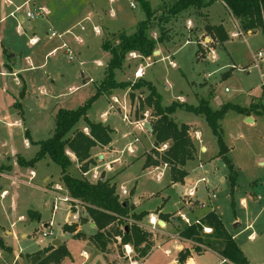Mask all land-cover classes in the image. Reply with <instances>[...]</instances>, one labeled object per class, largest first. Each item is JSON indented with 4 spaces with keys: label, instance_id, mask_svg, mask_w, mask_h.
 Segmentation results:
<instances>
[{
    "label": "rangeland",
    "instance_id": "rangeland-1",
    "mask_svg": "<svg viewBox=\"0 0 264 264\" xmlns=\"http://www.w3.org/2000/svg\"><path fill=\"white\" fill-rule=\"evenodd\" d=\"M63 1L58 0L60 9L67 4ZM67 1H72L74 8L82 12L74 23L91 11L90 0ZM92 1L98 3L99 20L96 24L101 27L100 31L97 30L94 21L87 20L83 24L86 26V31L82 32V43L76 40L77 42L70 46L73 55L64 57V48H62L47 57L46 67L25 73L28 87L19 76V80L23 82L21 89L26 86V94L21 99L24 117L18 115L16 107L8 106L13 103L14 94L18 95L20 92L19 83H16L15 76L10 73L6 76L0 74V165L3 163L17 165L21 154L25 157L34 156L38 149L36 142L47 139L54 132L55 111L60 108L75 109L96 93L110 59V53L102 47L105 35L102 26L105 25L108 27L107 30L113 31L106 33L107 36L112 37L120 30L132 31L140 20L146 18L144 8L136 0ZM149 1L157 12L152 28L147 33L156 38L160 32V17L167 14L168 7L175 0ZM2 2L3 0H0V6ZM132 3L135 6H132ZM11 8L14 6L6 7V13H9ZM209 9L210 22L215 24L223 21L231 36L226 40L224 47L216 43L218 32L211 30L207 25L206 9L190 7L165 23V35L170 39L161 44L162 48L170 51L177 44H183L175 50L174 59L162 54L156 57L152 55L153 57L147 60L142 59L139 53L131 52L127 54L123 67L115 73L119 82L128 80L135 82L139 78H136L134 73L139 65H142L145 78L156 86L162 96L163 105H170L174 101H186L196 106L205 99L215 109L221 106V102L227 101L250 109V113L230 110L219 122L222 136L229 147L227 156L237 171L236 184L232 185L231 171L226 161L216 156L219 152L217 137L206 118L183 108L176 110L175 120L192 124L201 132L200 138L196 140L195 158L187 161L185 165V169L189 171L186 182L173 184L169 169L160 166V169L147 171L141 163L134 164L121 174H117L116 180L120 184H126L127 187L137 185L133 201L139 204V210L147 209L155 212L160 209L166 215H170L173 223L168 226L167 230L170 231H176L179 225H185L182 215L193 222L209 210H216L228 230L235 235L234 238L250 263L264 264V87L262 86L264 58L257 59L258 52H264V32L261 29L252 33L241 31L233 16L219 1L211 4ZM22 12L26 14V8ZM80 24L82 25V23L76 24L73 31L82 30ZM59 30L62 31L60 28ZM206 36L213 39L207 41ZM190 39H198L199 60L196 56L197 43L189 41ZM59 43H61L60 38L54 36L52 40L47 41L46 48L53 49ZM159 48L161 47L158 44L157 50ZM215 88L217 97L209 98L210 92L213 94ZM116 93L120 100L119 113H114L111 109L115 96L102 94L88 108L87 117L92 121L106 123L115 130L114 155L122 157L121 163L128 165L132 159L154 145V135L142 127L137 120L132 119L137 117L141 123L152 119L151 108L145 106L144 109H140L139 106V102L144 100L149 91L147 88L136 90L133 102L126 89L118 88ZM8 109L9 117L5 118L7 112L4 110ZM105 112L107 115H104ZM124 114L128 115L127 120L123 119ZM249 118L252 121H249ZM7 119L12 122L18 121L14 126L8 127ZM19 120L22 130L17 127ZM83 120L76 127L81 126ZM27 130H29L28 136ZM4 142H7V146L2 145ZM15 145L20 149V155L4 154L10 152V146ZM202 145L206 146L207 150H201ZM132 147L135 152L130 150ZM165 147L166 145H163L161 149ZM150 151L146 152V155H149ZM95 159L98 164L100 160L97 157ZM109 161V155L105 160L100 161L102 166L97 173L98 177L95 176V172L85 176L75 163L70 166L69 172L73 176L96 181L105 173L104 169L109 170ZM200 164L202 167H199ZM30 170H35L37 173L32 185L27 184L29 169L19 168L18 175H14V170L9 173V176L19 180L18 185L13 188L8 185L2 186L6 184V179L0 174V238L6 246L11 247L19 255L23 254L20 260L14 259L15 256L10 254L12 251L7 252L0 247V264H32L27 260V254L45 248L54 238L65 241L66 246L68 241L71 256L69 255L62 264H81L84 261L81 252L83 250L90 252L93 248L88 241L75 238L72 232L64 233L65 225L78 231L79 223L73 221L75 211L72 209L73 213L69 212L67 218L68 203L63 200H57L58 208L53 209L56 196L66 195L61 178V166L47 157ZM116 173L117 171L111 174ZM46 177L50 178L47 183L44 182ZM203 177L206 181H202ZM59 186L62 187V192L58 191ZM194 187L196 193L192 196L190 191ZM2 189H8L6 196L1 195ZM213 194L215 197L212 196ZM120 200L125 201L121 197ZM30 210L40 213L41 219L29 221ZM173 217L181 218L179 221H173ZM45 221L53 222L55 233L41 238L43 231L50 230V228L44 230ZM153 223V227L155 226L153 236L150 235L152 230L150 225L143 217L138 224L148 233L146 238L151 244H154V236L159 237L162 234L160 225L156 221ZM112 226L109 228L112 229ZM115 226V229L118 228L116 224ZM83 230L90 234L95 228L90 223H86ZM23 233H27L28 236L23 237ZM253 234L254 239L251 238ZM122 235L123 233H118L117 230L110 231L107 238L111 244L115 243L112 247L115 250L109 251H118L130 264H133L136 259L143 257L142 250H138L140 247L132 244L123 245ZM145 244L143 243L141 247ZM166 249H168L167 245L161 243V247L156 248L143 264L167 263L170 255H167ZM96 256L89 264H100L99 255Z\"/></svg>",
    "mask_w": 264,
    "mask_h": 264
},
{
    "label": "trees",
    "instance_id": "trees-1",
    "mask_svg": "<svg viewBox=\"0 0 264 264\" xmlns=\"http://www.w3.org/2000/svg\"><path fill=\"white\" fill-rule=\"evenodd\" d=\"M141 3L145 10L146 18L140 20L132 29L122 30L112 37L103 38L102 47L110 53V59L105 69V76L97 87L96 93L84 104L75 109L60 108L55 114V129L53 134L47 139L37 142L39 149L31 159L18 157V163L24 167H34L40 160L49 156L54 162L62 168V182L67 188L69 195L78 199L86 207V211L97 227V232L93 239L98 246L105 248L109 239L106 233L107 227L119 223L124 224V230H116L123 233L122 244H132L135 247H141L146 243L142 250V256L149 252L150 245L145 232L137 223L129 224V218L141 220L146 214H130V205L127 201H121L117 194L116 186L110 178H99L96 182H91L86 178L73 176L69 172L73 164L67 151L73 152L83 173L88 172L97 162L93 158L91 150L95 146H106L112 141L113 129L101 122L92 121L87 117V110L92 102L102 94L112 95L118 88H130V99L135 100V92L138 89L147 88L148 95L143 101L139 102L140 109L149 106L152 110V119L150 124L155 136L154 146L151 149L145 166H159L168 164L173 180L180 182L187 176L184 169L187 161L194 159L196 147L190 135V126L175 120L174 113L178 108L194 112L206 118L217 137L219 146L218 156L222 157L231 171L232 185L236 184L237 171L233 163L227 156L228 146L220 129V120L230 110L250 113L251 110L243 108L233 102L227 101L219 108L214 109L210 106L208 100H203L198 105L188 104L186 102L174 101L170 105H163L162 96L156 86L149 80L139 78L137 81H117L115 71L121 69L124 65L127 54L137 52L143 57H150L157 50L158 44L166 39L165 23L175 18L181 12L190 7L203 9L211 5L214 0H175L168 7L167 14L160 17L159 36H149L147 31L152 28L153 19L156 17V9L152 7L149 0H136ZM227 10L236 19L241 31H255L261 29L264 32V0H222ZM211 30L219 34L221 43L228 38L223 26L211 25ZM84 118L89 132L76 128L78 122ZM73 131L72 135H69ZM163 145L167 148L160 150ZM36 211L30 210L29 217L34 219ZM40 219V214H37ZM204 227H209L212 232L206 233ZM64 230L75 232L72 227L64 226ZM80 235L79 233L75 234ZM183 238L192 240L196 243L195 249L200 251V246L215 249L223 258L234 264H249L248 258L238 245L234 236L226 228L221 216L214 210L208 211L203 215L199 222L184 225L180 230ZM216 244V245H215ZM0 247L7 252L12 248L5 245L0 238ZM69 255V250L65 244L55 247L49 245L35 253L28 254L27 257L32 264H61ZM191 255L190 250H182L178 254L180 263H184Z\"/></svg>",
    "mask_w": 264,
    "mask_h": 264
},
{
    "label": "crops",
    "instance_id": "crops-1",
    "mask_svg": "<svg viewBox=\"0 0 264 264\" xmlns=\"http://www.w3.org/2000/svg\"><path fill=\"white\" fill-rule=\"evenodd\" d=\"M216 1L221 2L226 7V5L224 4V2L222 0H214V2H216ZM63 2H65V3L67 2V4H64L65 7L63 9H60L58 7V5H59L58 0H34V1H31V2L29 0H3L2 4H1L2 6H0V74L2 76H6L9 73L14 75L16 83H19V85H20L19 86L20 87L19 94L18 95L14 94L13 103H11L8 106H11V108H12V106L16 107V109L18 110V115H21V117H24V111L22 109L21 99L26 94V86H27L25 73L33 71L34 69L37 70V69H42V68L46 67L47 57H50L51 55L55 54L57 52V50H59V49L64 48V52H63L64 55H65L64 57H68V55H71V54L73 55L74 53H72V50L70 49L71 48L70 46H72L73 43L75 44V42H77V41L79 43H82V41H83L82 32L86 31V26L83 25V24L87 20H92L96 24V22L99 20V15L97 13V7H98V3L97 2L90 0L89 3L91 4V11L86 13L84 17H82L80 20L77 21V23H74V22H75L76 19L79 18V16L82 14V12L81 11L79 12L77 10V8H74V3L72 1L64 0ZM112 2H114V1H112ZM213 3H211V4H213ZM5 6L6 7L14 6V8H11L10 12L6 13V7ZM20 6H21V8L19 10H17V7H20ZM36 6H44V7H46L48 9V11H49L48 14L45 17H41V19L40 18L31 19V18L27 17V13L24 14L22 12V10L25 9V8H26V12H27V11L33 10L34 7H36ZM210 6L211 5H209L208 7L205 8L206 9V14L208 15V16L205 17V19H207V25H209V26H211V25L212 26L213 25H217V26L221 25V26H223L225 31H226V33H227V36H228L227 40H228L231 36L228 33L223 21H220V23H215V24L210 22V20H211L210 19V9H209ZM94 11L96 13H94ZM229 14H230V12H229ZM51 15H53V18H51ZM112 15L114 16L113 10H112ZM233 19H235V18L233 17ZM235 21H236V19H235ZM78 23H82V25L80 24L81 25L80 29H82V30H79L78 32L77 31H73V27L76 24L78 25ZM59 28L62 30L61 32H59L60 31ZM96 28H97L98 31H100L101 27L97 25ZM107 28L108 27L107 26L105 27V25L102 26V29H103V31L105 33L104 37L107 36L106 33L113 32V31L107 30ZM52 31H55L59 35H61V36L56 35V37L60 38L61 43L56 45L53 49H49L48 50V48H46L47 41L48 40H52L54 38V36L51 35ZM252 32H254V31H248V33H252ZM157 35H158V33H157ZM219 37H218V41L216 43H217V45H220V46L224 47L226 41L221 43L220 40H219ZM169 39H170V37L167 36L165 41L159 44L161 48H159V50H158L159 53L158 54H153L155 57L158 56V55L165 54L167 56H170L173 59L175 58V55H174L175 50L180 48V46L183 45V44H180V45L177 44V46L174 47L170 51H169V49L165 50V49L162 48L163 45H161V44L166 43L167 41H169ZM205 39L207 41H210L213 38H210V37L206 36ZM22 41H24V44H22ZM189 41H191V42L194 41V42L197 43L196 56H197V58L199 60L200 47L198 45V39H190ZM187 42H188V40L186 41V43ZM183 43L185 44V41H183ZM172 44H173V42H172ZM11 53L17 54V55L20 56V61H21V68L20 69H15V67H14L15 58H10L9 57V55ZM139 56L142 59L146 58L147 60H150L151 57H153V56L143 57L140 54H139ZM57 61L59 62L60 58ZM173 63L176 64L175 61H173ZM139 68L142 69V72H141L142 74H140V76L137 77L136 74H137V70ZM19 76H21V78H23V81L26 83V86H23L22 89H21V87L23 85L22 84L23 82H21L19 80ZM134 76L136 78H144V79H146L145 78V76H146L145 70H144V67L142 65H139V67L136 69V71L134 73ZM128 81H130V80H128ZM117 90L118 89H116L112 95H110V96L108 95L109 97L115 96V98H116L115 100H117V102H115V100H114L113 104H112V106H115L116 109L113 110L111 108L114 111V113H119V111H120V108H119L120 107L119 106L120 105V100L116 96ZM126 90L129 93L131 91L130 88H126ZM215 94H216V88L213 91V94H211V92H210L208 97L211 98L213 96L214 98H216L217 95H215ZM203 100H205V99H203ZM180 102H182V101H180ZM183 102H186V101H183ZM186 103H188V102H186ZM223 103H225V102H221L220 104L222 105ZM116 104H117V106H116ZM124 108H125V106H124ZM4 111L7 112L5 114V118H8L9 117V113L8 112H10V110L8 109V110H4ZM55 112H57V111H55ZM128 112H129V108H128ZM104 115H107L106 112L104 113ZM132 119L137 120V122L141 125V122H140V120L138 121L137 117H134ZM81 120H83V119H81ZM14 121L15 122H12V121L8 120L6 125L8 127L14 126L15 123L18 120H14ZM145 122L146 121H144L143 124ZM148 122L150 123V121H148ZM18 124L19 125L17 127H19V129L22 130L23 128H22V125L20 123V120H19ZM188 125L190 126V135H191V138H192V140L194 142V145L196 147V152H197L196 140H197V138H200L201 132L198 131L199 129H197L196 126H193L192 124H188ZM76 128H80V129L84 130L87 133L89 132V128L87 127V124H86L85 120H83V123H82L81 126H78ZM146 130L153 134L152 131H150L148 129H146ZM114 131L115 130L113 129L112 141H111L110 144H108L106 146H95L91 150L93 158L95 159L97 157L98 160H100L101 162H102V160H105L106 156H108V155L110 156V161H109L110 167H109V170L108 169H106V170L104 169L103 171H105V173H104L105 175L103 174V175L99 176V178H101L103 176L106 179L107 178L111 179V182L113 184H115V186H116V190H117V194L119 195V198L121 197L122 200H125V201H127L129 203L130 208H131L130 214H136V213H142V212H144L146 214V216H144L143 218L150 225V229H152L151 232H150L151 236H153L155 234V232L153 231V230H155V226L153 227V224H154L153 221H156V223H158L160 225V227H161L160 231L162 232V234L159 235V237L158 236H156V237L154 236L153 237L154 244H151V242L149 241V243H150L149 244L150 245L149 250L150 251L148 252V254L146 256L139 257V259H136L135 260L136 262L134 261L133 264H143V262H146L145 260H147V259H149L151 257V255L154 253L155 249L158 248V247H161V243H162V245L163 244L167 245L168 249H166L165 252L166 253L168 252L167 255H170V256H168L169 258L167 260V263H165V264H175V263H177V264H226V263H232V262L228 261L226 258H223L215 249L206 248V247L201 245L200 246L201 250L197 251L195 249V247L197 246L195 242H193L192 240L183 238L180 235V230H181V228H182V226L184 224L182 226L179 225L177 227L176 231L167 230L169 224L170 223L173 224V223H172V220L170 219V215H166L165 212L161 211L160 209L155 211V212L147 210V209L139 210V208H138L139 204H136L133 201V196H134V194H135V192L137 190V185H131V186L127 187V185L124 184V183L120 184L116 180V178L118 176L117 174H121L123 171L126 170V168H128V167H130V166H132L134 164H138V163L143 164V168L146 169L147 171H151L153 169H160V166H164L165 168L169 169V171H170V168H169V166H165L164 164H161L159 166H145V163H146V160H147V155H146L147 153L146 152L151 150L153 147L151 149H149V150H145L144 153H142L141 155H139V156L135 157L134 159H132V161H130V164L127 163L128 165H125V163L124 164L121 163L122 157L114 155V152H115L114 141H113ZM72 134H73V131H71L70 135H72ZM26 135L27 136L29 135V130L26 131ZM37 142H36V144H37ZM154 142H155V136H154ZM6 143L7 142H4V143H2V145L3 146H7ZM10 148H11L10 152L4 153V154L11 153L10 156L18 155V154L20 155L21 154L20 153V149L16 145L15 146H10ZM38 149H39V145H38ZM38 149H37V151H38ZM201 150L205 151V150H207V147L202 145ZM36 152H35V154H36ZM132 152H135L133 147H132ZM196 152H195V154H196ZM67 153L71 157L72 162L77 165V167L79 168L80 172L83 174V172L80 169V163L78 162V159H77L76 155L73 152H71L70 150H68ZM218 153L216 154V156H218ZM101 156H102V158H101ZM20 157H23V158L28 160V159H31L34 156L32 155L31 157H25L24 155L21 154ZM47 157H49V156H47ZM47 157H45V158H47ZM218 157H220V156H218ZM100 161L98 162V164H96V166H92L89 169L88 172H85L84 175L87 176L91 172L92 173L95 172L96 175L95 174L94 175L97 176V173L100 172L99 168L102 166ZM200 165H199V167H200ZM19 168H26L27 170L29 169V173H28L29 174V180L27 181V184L28 185H32L33 184V181L35 180V178H37L36 171L35 170H30V169H33V167H24V166L20 165L19 163L17 165L3 163V164L0 165V174H3L4 179H6L5 180L6 184H2V186L8 185L9 187L13 188V186L18 185L17 182H19V180L9 176V173L15 171L14 175H18L19 174ZM184 169H185V166H184ZM31 171L35 172V177L33 179L30 178ZM115 171H117L116 174H111L112 172H115ZM187 173L189 174V171H187ZM188 174L184 178L183 181L177 182V181L173 180L172 175H171V171H170L171 181H172L173 184L185 183L186 179L188 178ZM49 179H50L49 177H46L44 179V182H46V183L49 182ZM89 181L96 182V181H92V180H89ZM63 186L65 187V185H63ZM65 190H66V195H69V192H68L66 187H65ZM58 191L62 192V187L61 186H59ZM8 192H9L8 189H2L1 195L6 196L8 194ZM195 193H196V189H195ZM142 198H143V196H142ZM243 203L245 204L244 201H243ZM81 210L82 209L79 210V213H80ZM69 212L71 213V211L70 210L68 211L67 218H69ZM37 214H38V212L36 214H34L35 218L33 220H35V219L38 220L37 219ZM205 214H203V215H205ZM28 215H29V213H28ZM201 217L196 218V220L200 219ZM20 218H23V217H20ZM180 218L181 217H173V221H177V220L179 221ZM28 219H29V221H32V219H30V217ZM40 219H41V215H40ZM78 220L73 218V221L79 223L78 231L76 230L74 233L72 232L73 236L76 233H79L80 237H76V235L74 237L78 238V239H82V240L88 241L92 245V248H93V250H90V252L87 251V250H83L81 252V256L84 259V261L81 264L92 263L93 262V257H97L96 255L100 256V257L98 256V259L100 260V264H130L128 262V260L125 259V257H122L118 253V251H109V250H115V248H112L115 243L111 244V242L109 241L108 244L105 246V248H101V247L98 246V243L93 239L94 235L97 232V227H96L95 223L92 221V219L89 216L85 217L82 214L81 220L79 222H78ZM126 220H128L129 224H132L134 222L137 223V224L140 223V220H135L132 217L129 218V219H126ZM161 221H163L164 223L161 224L160 223ZM45 223H46V221H45ZM86 223H90L91 226L93 228H95V231L90 233V234L86 233V231L83 230L84 229V225ZM184 223L186 225L185 221H184ZM124 224L125 223H122V225L119 224V223H116V225L118 226V228L120 230H124ZM114 227H116V226L113 225L112 229L116 230L117 228L115 229ZM226 228H227V226H226ZM112 229L107 227L106 233L107 232L110 233V231ZM64 233H67V231L64 232ZM231 234L235 237V235L233 233H231ZM22 236L23 237H27L28 234L27 233H23ZM175 236H177V237H175ZM251 238L252 239L255 238L254 234L251 236ZM54 240H56V239L54 238L52 241H54ZM58 241H59V245L60 244H64V242H65V241H63L61 239H59ZM125 245L126 246L127 245L130 246L131 244H125ZM67 248L69 250V255L71 256V254H70L71 252H70V249H69L68 241H67ZM140 248H143V246L140 247ZM182 250H190V252H191V255L187 258V260L184 263H180L179 260H178V254ZM10 254L15 256L14 259L18 258L19 260L22 258L21 255H23L22 253L19 255V253L15 252L13 249H12V253H10ZM30 254H32V253H30ZM67 257H65V259ZM27 260H29V259L27 258ZM64 260L61 262V264L64 262ZM248 261H249V259H248ZM232 264H234V263H232ZM249 264H251L250 261H249Z\"/></svg>",
    "mask_w": 264,
    "mask_h": 264
},
{
    "label": "built area",
    "instance_id": "built-area-1",
    "mask_svg": "<svg viewBox=\"0 0 264 264\" xmlns=\"http://www.w3.org/2000/svg\"><path fill=\"white\" fill-rule=\"evenodd\" d=\"M29 1L31 2V1H34V0H29ZM111 1H114V0H111ZM132 6H135V4L132 3ZM20 8H21V6L20 7H17V10H19ZM48 12L49 11H48V9L46 7H44V6H36V7H34L33 10L27 11L26 13H27V17L28 18L36 19V18L45 17L48 14ZM51 35L52 36H56V35L61 36V35H59L55 31H52L51 32ZM258 58H264V52L263 51H259L258 52L257 59ZM173 65H175V64L173 63ZM141 72H142V69L139 68L137 70V74H136L137 77L140 76ZM262 86L264 87V72L262 73ZM115 102H117V100H115ZM111 108L113 110L116 109L115 106H111ZM123 119L124 120H127L128 119V115L125 114L123 116ZM141 126L145 128V126H144L143 123H141ZM165 148H167V145H166ZM165 148L160 149V150H164ZM130 150L132 151V148H130ZM164 165L165 166H168V164H166V163ZM200 167H202V165H200ZM34 177H35V172L34 171H31L30 178L33 179ZM202 181H206L205 177H203ZM195 189H196V187H194L190 191V195H192V196L195 195ZM212 196L215 197L214 194ZM57 200H63L64 202H67L68 203L69 210L71 211L73 209L75 211L74 213L71 211V213H73V218L74 219H77L78 220L81 217L80 216V213H79V209L80 208L82 209L83 216H85V217L89 216L88 213H87V211H86L85 205H83L78 199H74V198H72L69 195H65L63 197L56 196V200H55L54 206H53V209L54 210H56L58 208ZM182 219H184L185 222H186V224H188V225L191 224V223H193V222H197V223L199 222V219H197L196 221H193V222L192 221H189L188 218H186L184 215H182ZM43 228H44V230H48L50 228V230L49 231H43V236L41 238H43V237H49L51 235H54L55 232L53 230V222L52 221L44 223L43 224ZM204 231L206 233H210V232H212V229L209 228V227H204ZM175 237H177V236H175Z\"/></svg>",
    "mask_w": 264,
    "mask_h": 264
},
{
    "label": "water",
    "instance_id": "water-1",
    "mask_svg": "<svg viewBox=\"0 0 264 264\" xmlns=\"http://www.w3.org/2000/svg\"><path fill=\"white\" fill-rule=\"evenodd\" d=\"M158 53H159L158 50H156V51L154 52V54H158ZM9 57H10V58H15V65H14V67H15V69H20V68H21L20 56L17 55V54H13V53H11V54L9 55ZM249 121H252V119L249 118ZM144 126H145L146 129H148V130H150V131H153V129H152V127H151V125H150V123H149L148 121H146V122L144 123ZM101 158H102V156H101ZM160 223L163 224L164 222L161 221ZM50 245H53V246H56V247H57V246L59 245V241H58V240H54V241L51 242ZM175 264H177V263H175Z\"/></svg>",
    "mask_w": 264,
    "mask_h": 264
},
{
    "label": "bare ground",
    "instance_id": "bare-ground-1",
    "mask_svg": "<svg viewBox=\"0 0 264 264\" xmlns=\"http://www.w3.org/2000/svg\"><path fill=\"white\" fill-rule=\"evenodd\" d=\"M142 74V73H141Z\"/></svg>",
    "mask_w": 264,
    "mask_h": 264
}]
</instances>
